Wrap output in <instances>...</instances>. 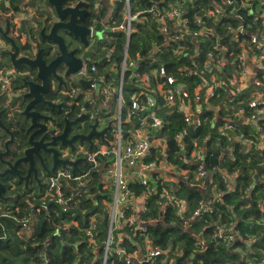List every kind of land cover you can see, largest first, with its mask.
I'll list each match as a JSON object with an SVG mask.
<instances>
[{"label": "trees", "instance_id": "1", "mask_svg": "<svg viewBox=\"0 0 264 264\" xmlns=\"http://www.w3.org/2000/svg\"><path fill=\"white\" fill-rule=\"evenodd\" d=\"M42 1H45L50 8L46 0H0V15L11 12L15 17V13L26 12L28 7L34 9L31 19L29 17L21 19L17 36L10 35L16 40L17 45H23L29 51L32 43H38L35 35L38 38L41 36V28L48 27L52 17V13L47 8L39 6ZM231 1V4H227V0H160V2L131 0V13L141 14L134 20L136 28L128 43V58L137 61L138 69L149 74L150 83L153 86L161 83L163 88L173 89L176 85H185L188 95L183 100H190L195 106L192 100L193 93L199 83L204 56L207 51L217 53L213 47L214 38L207 36V40L198 39V44L190 34L169 40L160 30L163 23L159 22L157 17L147 9L154 2L160 8L164 6L163 19L171 36L175 21L169 17L168 11L173 6L183 7L185 11L183 17L189 20L187 26L191 30L198 29L193 19L195 15L200 16L204 25L212 26L222 37L221 42L228 48L226 56L228 63L224 70L233 77L239 72L237 56L241 51L240 44L243 43L253 55L257 56L262 50L257 49L255 43L250 40L252 34L259 35L262 30L259 19L261 9L258 6L260 0H250L252 13H248L246 8L249 0ZM243 2L246 5H243ZM214 3L221 4L225 12L234 7L241 17H230L222 12L209 18L206 11L213 9ZM106 5L110 4L104 3L103 6L104 9L115 14L116 22L121 20L125 8L121 4H117L116 9L114 6L108 8ZM187 12L190 13L189 16H185ZM8 20L9 17H6L4 22L9 26ZM5 25L3 27L0 25V28L4 30ZM237 27H244V31L238 33L232 31ZM185 28L187 27H181V33L187 32ZM0 37L9 43L1 32ZM108 37L110 43H103L102 47H96L87 55L98 58L104 51L113 47L110 51L113 53L114 61L111 64L108 62L98 64V68L102 70L108 67L105 72L106 78L110 79L112 84H116L119 76L111 68L119 66L125 37L120 31L110 32ZM21 39L25 42H21ZM179 50L181 54L176 53ZM196 50H198L199 59L192 65L193 60L189 57ZM0 54L1 66L11 68L8 52L2 49ZM261 63L264 64V58L261 59ZM184 67H191L196 70V73L184 75L185 71L182 69ZM23 68L26 67H21L19 70ZM254 68L255 73L248 86L242 88L229 86L226 90H218L214 97L202 100L199 117L203 121L199 127L185 122L178 111L179 99L169 104L159 92L155 95L157 113L164 121V125L157 133H162L163 137L155 138L171 141L172 148L166 149L167 160L177 172L170 174L166 172L172 176V179H167L169 175L165 179L162 177L153 179L155 184L143 185L130 180L129 186L135 196H146L147 210L139 213L146 231L135 232L125 227L113 231L116 235L125 234L121 245L129 252L136 251L139 256H145L148 252L147 245H153L158 249L157 253L148 254L149 258L144 264H170L171 261H174V264H261L264 251V226L257 222L256 217L264 216V203H262L264 202V166H261L256 178L255 171L257 166L264 162V148L254 147V144H259V133L254 126L247 122H239V118L233 115L239 107H246L256 92L264 91V69ZM13 81L11 92L15 95L18 93L20 84L22 85V80L15 75ZM137 84L132 70L128 69L124 75V90H128L125 93L129 95L133 91L140 92ZM203 91L204 89L200 90L201 93ZM5 94L0 90V119L8 122L6 118L10 113L9 109H13L15 115L18 114L19 99L14 97L9 101L8 107H3L2 103L7 96ZM128 114L129 110L122 111L123 118ZM142 114L133 111L130 114V121L123 123L124 129L128 130L134 124L139 126ZM226 121L232 126L227 132L228 135L237 138L240 136L241 140L254 139V143L252 139L247 140L251 145L247 141L230 144L233 146L232 158L227 157L228 154L225 153L227 143L220 136ZM178 134L183 137L180 144L176 145L174 137ZM151 141L152 148L145 161L152 158L162 159L163 156L156 142L152 139ZM195 148L202 151L205 161L204 167L207 173L201 178H198L197 161L191 156V151ZM110 159V154L97 157L96 165L86 168L84 173L72 172L74 175H80V173L84 175L81 178V184L76 181L70 183V187L76 190L75 196L72 197L71 191L66 186L63 188L64 196L72 197L66 210H63L57 201L42 200L46 187L35 200L31 197V200L25 201L24 196L18 191L9 193L10 197L6 202L0 199L1 206L5 207L0 209V264H102L103 246L100 248V245H103L109 232L107 205L112 200V195L108 196L104 193L106 183L112 187L113 191L111 180L104 178L105 168ZM220 163H222V170L218 169ZM233 170H238V174L229 179L230 187L227 189L221 174H228ZM183 172H187L186 177ZM157 173L159 171L155 172L154 176L159 175ZM217 191L220 193V198L214 199ZM162 192L166 193L169 199H165L164 205L161 206L157 201ZM199 201L208 202L210 206L212 205V210L200 211L198 215L193 216ZM45 204L47 208H44ZM7 206L10 207L9 210ZM178 206L183 207V214L189 220L187 227H183V219L175 215ZM18 207L20 212L16 211ZM30 211H33L36 218L29 221L22 235L19 233L23 227L22 219L28 216ZM53 211H56L58 215L48 214L50 212L53 214ZM89 216L96 219V230L92 241L86 234ZM218 220L235 221L241 238L230 244L219 241L213 235ZM62 223L69 224L64 227L60 226ZM57 224L60 229L58 232L55 231ZM47 243H49L48 246ZM43 252L46 257H43ZM106 264L124 263L111 254Z\"/></svg>", "mask_w": 264, "mask_h": 264}, {"label": "built area", "instance_id": "2", "mask_svg": "<svg viewBox=\"0 0 264 264\" xmlns=\"http://www.w3.org/2000/svg\"><path fill=\"white\" fill-rule=\"evenodd\" d=\"M97 6L102 3L99 0H95ZM110 6H114L115 9L117 4H121L125 8V12L121 20L116 22L115 16L109 18L108 22L99 24L102 28L103 37L98 43L97 47H102L103 43H110V38L108 37L110 32L120 31L124 33V51L121 54V60L117 68H111L114 73H117L119 80L116 84H112L110 79L106 78L105 72L108 67L99 70L98 64L102 65L104 62L111 64L114 61L113 53L110 51L113 47L102 54V56L96 58L93 55H85L82 59V64L77 73L78 79H83L88 81L86 86L78 85L72 88L68 95L74 97L76 91L82 92V103L95 105L96 102L102 103L106 101H112L114 103V108L112 112L116 113L114 120L112 122V130L109 136V145L104 146L102 143L97 144V149L89 150L85 153L86 159L92 165H96L97 157H104L106 155H111V159L107 162L105 168V177L111 180L113 184L112 200L107 205L108 218H109V232L107 237L103 242V255L102 264H106L108 258L111 254H114L116 259L124 264H144L149 258L148 254H154L158 252V249L153 245H147L148 252L145 256H139V253L129 252L126 247L121 245L123 241V236L125 234L118 233L117 235L113 233L114 229H119L122 227L129 228L133 231H146L144 222H141L139 213L141 211L147 210L145 206L144 195L135 196V193L131 191L129 182L130 180L136 181L140 184L147 185L149 183L155 184L153 179L156 178L154 173L157 171H164L172 173L173 165L167 160V144L165 140L157 139L156 134L158 133L162 126L164 125L163 118L157 113V100L156 94L159 92L163 98L167 99V103L173 104L176 99H179L178 111L182 114L185 122L194 127H199L203 121L199 117L202 100L205 101L209 98L214 97L218 90H226L229 86H238L240 88L248 86L252 81V77L255 73L254 67H259L264 69V64L261 63V59L264 58V0H260L258 6L261 11L259 13V19L261 24L262 32L258 34L251 35V42L255 43L257 49H261V53L257 56L253 55L249 48L241 43V51L237 56L239 72L230 77L227 71L224 70L227 61V50L228 48L221 42L222 37L215 31L212 26L206 27L204 21L200 16L195 15L193 22L198 25L197 30H191L188 28V19L184 18V9L181 6H173L169 11V17L175 21V28L171 36L166 28V22L164 21L165 8L162 5L161 8L157 6L154 2L153 5L147 9L152 15H155L159 22L163 23L160 28L161 32L169 39H178L184 37L185 34H190L195 43L198 44L199 40H207V36L213 37V47L217 50V53L213 54L207 51L204 60L202 62L200 71L199 83L193 93V102L195 106L192 105L190 100L184 101L183 99L187 97V87L185 85H176L175 88H163L161 83L156 85H151L149 74L142 72L138 69L137 61L129 59L127 56L128 43L132 32L135 31L134 20L139 17L141 13L130 11L131 0H108ZM160 2V0H155ZM162 1V0H161ZM231 0H227V4H231ZM243 5H246L243 2ZM213 9H208L206 15L209 18H213L215 15L223 12L230 17H241L236 13L234 7H231L227 12L222 8L221 4L214 3ZM248 13H252L250 0L247 3ZM113 13V12H112ZM111 13V14H112ZM163 14V16H162ZM118 16V14H117ZM186 26L185 30L187 32L181 33V27ZM232 31L238 33L244 31V27H237ZM93 36H91V39ZM199 39V40H198ZM94 40V39H93ZM168 40V41H169ZM93 42V41H92ZM6 41L0 38V53L2 49H5ZM94 50V49H93ZM90 53V52H88ZM176 53L181 54L176 51ZM1 55V54H0ZM148 58V57H146ZM190 60H193L192 65L199 59L198 50L194 51L191 55ZM234 60L231 61L233 64ZM197 64V63H196ZM200 65V64H199ZM198 65V66H199ZM254 65V66H253ZM131 69L134 76L137 87L140 92L133 91L129 95L124 90V75L125 72ZM185 73L195 74L196 70L191 67H184ZM204 72V73H203ZM16 71L14 68H5L1 66L0 57V90L6 93L7 96L14 94L12 87L14 85V77ZM13 81V82H12ZM204 89L201 93L200 90ZM191 100V101H192ZM205 103V102H203ZM124 109L129 110V114L126 117H122V111ZM143 113L141 116L140 125L135 124L128 130L124 129L123 123L130 121V114L133 112ZM238 118H244L247 123H251L255 130L259 133V145L264 148V91L256 92L254 97L246 104V107H239L233 114ZM231 124L226 121L222 127L221 134L223 136L227 135L229 129H231ZM230 136V135H229ZM182 135H176L174 140L180 144L182 140ZM241 139V137H238ZM154 140L156 146L160 150L163 158L157 159L152 158V160L145 161L146 157L149 156L150 149L152 148ZM254 140V139H252ZM193 157L197 161V172L198 178L204 177L206 175V169L204 167L205 161L203 160L202 152L199 148L193 151ZM89 171V170H88ZM84 173V171H82ZM87 172V171H86ZM74 175L69 171H58L57 173L51 175L48 179V183L45 189V193L42 197L43 201H57L66 210L72 197L76 195V190L70 187V183L76 181L81 184V178L84 174ZM185 177L187 172H183ZM237 171H232L228 174H221V178L226 185H229V179L237 176ZM66 186L71 191V198H66L64 196L63 188ZM220 193L216 192L214 199H219ZM169 199L166 193L162 192L159 195V200L157 203L159 205H164L165 201ZM40 201V198L38 199ZM164 201V202H163ZM163 202V204H162ZM264 203V202H263ZM44 208H47L46 204ZM38 210V207H36ZM212 205L208 202L199 201L198 206L193 212V216L198 215L200 211H211ZM50 216L58 215L56 211L53 214L48 213ZM175 215L180 216L182 220L183 227H187L188 218L183 214V207L178 206L175 210ZM192 217V216H191ZM257 222H260L264 226V216H258ZM255 218V219H256ZM27 218L22 219V225L26 226ZM87 230L86 234L90 237L92 241L94 238V231L96 230V219L94 217L87 218ZM60 226H65L62 223ZM59 224L55 226V231H59ZM214 237L218 238L226 244L234 242L236 239L241 238L239 230L236 228L235 221H221L218 220L213 233ZM201 237V236H198ZM148 242V240H147ZM49 243H47L48 246ZM138 244H136L137 246ZM166 252V251H165ZM164 252V253H165ZM43 257H46L45 252H43ZM170 264H174L171 261ZM261 264H264V251L261 256Z\"/></svg>", "mask_w": 264, "mask_h": 264}, {"label": "flooded vegetation", "instance_id": "3", "mask_svg": "<svg viewBox=\"0 0 264 264\" xmlns=\"http://www.w3.org/2000/svg\"><path fill=\"white\" fill-rule=\"evenodd\" d=\"M81 1H84L85 5H80L75 10V13L83 14L82 19L77 20V24L89 26L91 23L98 27L100 19L97 10L99 7L94 0H66L64 6H74ZM48 5L53 11L54 19L51 18L49 21L46 32L55 21L59 20L53 6L49 2ZM84 11H88V14ZM66 17L64 20H67ZM4 31L10 35L8 24L5 25ZM58 33L63 36L69 49H77L78 57L83 59L88 52L93 51V49L88 50L89 45H85L84 41H81L79 37H74L66 29H58ZM37 40L38 43L30 45V51L23 45H18L19 54L33 58L38 49H42V56L47 61L50 59V57H46L48 50L53 49L51 57L57 54L58 48L54 42L46 40L42 35ZM7 47H10L9 50L12 49L9 43ZM5 49L9 52L6 47ZM29 52L32 54L29 55ZM21 67L26 68L19 70ZM20 68H14L16 76L18 75L22 80L17 96L19 99L18 114L8 113V122L0 119V199H3L4 202L8 200L9 193L13 191H18L22 196L32 194L33 200L37 199L47 186L51 175L60 170L73 172V166L66 161L80 159L76 164L77 170L75 171L87 170L86 168L90 167V162L86 159L85 153L94 150L100 143L101 139L95 134V131H100L104 127L99 126L98 120L100 121L106 115L102 113L100 103L96 102L95 105L82 103L81 91L77 90L74 97L68 95L72 88L81 85V83L77 82L78 80H71L69 76L63 77L65 67L61 64L57 66L56 72L62 77V81L49 74L50 84L41 92L42 96H38V100L29 108L30 113L37 111L42 113L44 118L31 115L34 118L32 121L30 116L26 117L22 114V110L32 99L24 96L28 89L23 82L27 79L39 83L40 80L36 77L37 68L23 64ZM31 122L40 123L42 126L35 125L28 130ZM96 122L97 125H95L92 135L86 138L92 130V125ZM65 129H67V133L56 139L57 135L60 136ZM70 130L78 133L81 137L70 141V135H68ZM106 134H111V130H108ZM26 149L31 150L28 155L25 153ZM6 170L8 171L3 174ZM6 193L8 194L5 195Z\"/></svg>", "mask_w": 264, "mask_h": 264}, {"label": "water", "instance_id": "4", "mask_svg": "<svg viewBox=\"0 0 264 264\" xmlns=\"http://www.w3.org/2000/svg\"><path fill=\"white\" fill-rule=\"evenodd\" d=\"M47 1L53 6L55 13L59 19L58 21H55L51 25L48 32H46L47 27H43L40 32L43 38H45L46 40H50L51 42H54L58 48V52L54 57H51L53 54V49L48 50L49 53L47 51L46 57L47 58L50 57V59H48L49 61H47V59H45L42 56V49H38V51L36 52L33 58L28 57L26 55H20L19 46L16 44L15 40L7 33V31H4L0 28V32L2 36L10 43L11 48H12L8 52L9 61L11 63V66L15 69H19L20 66L23 64L31 68H37L36 77L40 80V82L37 83V82L30 81L27 79L24 80L23 82V84L26 85L28 89L26 93L24 94V96L31 97L32 99L24 107V109L22 110V114L25 115L26 117L30 116L32 121L34 120V118L31 115L44 118V115L37 111H32V113H30L29 108H31L34 102L38 100V96L40 97L42 96L41 92L45 90L46 87L50 84V79L48 78V75L52 74V76L55 79L62 81V77L56 72V68L58 65L62 64L63 67H65L63 77L64 76L74 77L75 75H77L79 68L82 64V58L76 55L77 49L76 48L69 49L67 47L63 36L58 33V29H61V28L66 29L67 31H69V33L73 34L74 37H79L81 41H84L85 45H90V43L94 41L93 39L97 38V32L100 29V27H95L91 23L89 26L77 24V20L82 19L83 14L75 13V10L80 5H85L84 1L78 2L74 6H64V3L66 0H47ZM106 6L110 8V5H106ZM84 12L87 13L88 11H84ZM189 14L190 13L187 12L185 16H189ZM65 17L67 18V20H64ZM91 36H93L92 37L93 39H91ZM87 38L91 40L88 39L87 41ZM77 80H78L77 82L81 83L82 86H86L88 84V81H85L83 79H77ZM100 121L98 120L99 124H100ZM112 122L113 120L108 121L106 125L102 127L100 131H95V134H97V136H99L101 139V141H99L100 143L104 142L106 145H109V141L107 137H109L110 134H106V133H108V130H112ZM239 122H241V120ZM35 125L42 126L40 123L31 122V124L28 127V130L31 129ZM95 125H97V122L96 124L92 125V130L89 132L86 138L92 135V132L95 129L94 128ZM66 133H67V129H65L60 136L57 135L56 139H59L60 137L64 136ZM68 135H70V139H69L70 141L81 137L80 135H78V133H75L73 130H70L68 132ZM156 137L162 138L163 134L159 133L158 135H156ZM166 144H167V149L170 150L172 146H171V141L169 139L166 140ZM95 149H97V147ZM30 151H31L30 149H26L25 153L28 155ZM79 160L80 159H76L74 161H66L70 165L73 166V170H72L73 173L75 170H77L76 164ZM221 166L222 164L220 165V167ZM256 169L258 170L259 166ZM7 171L8 170H6L3 174H5ZM102 246L103 245H100V248H102Z\"/></svg>", "mask_w": 264, "mask_h": 264}, {"label": "rangeland", "instance_id": "5", "mask_svg": "<svg viewBox=\"0 0 264 264\" xmlns=\"http://www.w3.org/2000/svg\"><path fill=\"white\" fill-rule=\"evenodd\" d=\"M39 6H41V7H45V8H47L51 13H52V19H54V14H53V11L51 10V8H49L48 6H47V4H46V2L45 1H42L41 2V4L39 5ZM33 11H34V9L32 8V7H28V9L26 10V12H19V13H15V17L13 16L14 14L13 13H11V12H9V13H7V14H2V15H0V25L3 27L4 25H5V18L6 17H9V28H10V31H11V33H10V35L12 36V37H16L17 36V34H18V27H19V25H20V22H21V19L22 18H28L29 17V19H31V17L33 16ZM100 30H102V28L100 27V29H99V31L97 32V38L96 39H94V41L93 42H91L90 43V45L88 46V50H91V49H95L96 47H97V45H98V42L102 39V31H100ZM1 38V37H0ZM35 38H37L38 39V36L37 35H35ZM2 39V38H1ZM16 41V40H15ZM21 42H25V40L24 39H21ZM7 42H6V45H5V47L9 50L10 49V47H7ZM5 51H6V49H4ZM28 54H30L31 55V53L29 52ZM78 79V76L77 75H75L74 77H71V80H73V81H76ZM6 95V94H5ZM18 96V93H16L15 95H10V96H6V98H5V100L3 101V103H2V105H3V107H8V105L10 104L9 103V101L10 100H12L14 97H17ZM9 112L11 113V114H14L15 113V111L13 110V109H9ZM17 112H18V110H17ZM108 114H106V115H104L102 118H101V121H100V124H99V126L100 127H102V126H105L106 125V123L108 122V121H110V120H114V117H115V115H116V113H114V112H112V111H108L107 112ZM8 118V117H7ZM7 118H6V121H7ZM155 134H157V133H155ZM102 144L104 145V146H106L105 145V143L104 142H102ZM90 166H92V164H90ZM90 168V167H89ZM88 168V169H89ZM82 171V170H81ZM105 178V180H107V178L106 177H104ZM152 179V181H153V177L151 178ZM106 188L104 189V193H106L108 196H111L112 195V187L108 184V183H106ZM8 193H6L5 195H7ZM24 196V199H25V201L26 200H31V197H32V194H27V195H23ZM5 207H3V206H1V203H0V209H4ZM9 206H7V209L9 210ZM16 211H19L20 212V208L18 207L17 208V210ZM28 216H26V218H27V222H26V226H23L21 229H20V231H19V233L20 234H22L23 235V233H24V231H25V229L28 227V225H29V221L31 220V219H35L36 217L34 216V213H33V211H30L29 212V214H27ZM25 217V216H24ZM23 218V217H22ZM69 224V223H68ZM68 224L67 223H65V226L67 227L68 226ZM61 225V224H60ZM103 262V261H102Z\"/></svg>", "mask_w": 264, "mask_h": 264}, {"label": "crops", "instance_id": "6", "mask_svg": "<svg viewBox=\"0 0 264 264\" xmlns=\"http://www.w3.org/2000/svg\"><path fill=\"white\" fill-rule=\"evenodd\" d=\"M95 1V0H94ZM99 1H101L102 3L99 5V10H97V11H99V24H102V23H105V22H108L109 21V18L110 17H112V16H114L115 14L114 13H110L109 11H108V9H104V6H103V2H105V3H107V4H109V1L108 0H99ZM95 3H97L96 1H95ZM110 22V21H109ZM101 104V108H102V113H105V114H108L107 112L108 111H112L113 110V108H114V103L112 102V101H106V102H102V103H100ZM241 120V122H246V120L244 119V118H239V121ZM251 124V123H250ZM252 125V124H251ZM219 130L221 129L220 127L218 128ZM158 135V134H157ZM220 136H221V138L223 137L225 140H226V143H227V145H226V149H225V153H227L228 154V156L227 157H230V158H232V151H233V146L232 145H230V144H232V143H234V142H238V143H246V141L247 140H249V139H252V138H249V139H246V140H241V139H239V138H237V137H235V136H233V135H226V136H223L222 134H221V131H220ZM167 139H165V141H166ZM247 143L249 144V145H251L248 141H247ZM253 143H254V140H253ZM254 147L256 148V149H258V148H262L259 144H254ZM197 148H195V149H193L192 151H191V156L193 157V151L194 150H196ZM202 152V151H201ZM194 158V157H193ZM222 163H220V165H221ZM259 169L257 170L256 169V171H255V178L257 177V172L260 170V168H261V166H264V162L263 163H260L259 165ZM257 166V167H258ZM173 169H175V167H173ZM219 170H222V166L220 167L219 166V168H218ZM184 171V170H183ZM233 171H237V173H238V170H233ZM175 173V172H177V171H175V170H173L172 171V173ZM157 174H159V175H156V179L157 178H160V177H162V178H166L167 177V175H169V174H166V172H164V171H159V173H157ZM177 174V173H176ZM170 177H167V179H172V176L171 175H169ZM166 179V180H167ZM225 186H226V188L228 189L229 187H230V185H226L225 184ZM218 192V191H217ZM263 203V202H262Z\"/></svg>", "mask_w": 264, "mask_h": 264}, {"label": "clouds", "instance_id": "7", "mask_svg": "<svg viewBox=\"0 0 264 264\" xmlns=\"http://www.w3.org/2000/svg\"><path fill=\"white\" fill-rule=\"evenodd\" d=\"M5 41V40H4Z\"/></svg>", "mask_w": 264, "mask_h": 264}]
</instances>
